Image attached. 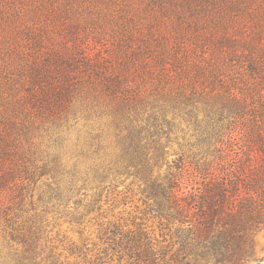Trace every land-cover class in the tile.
<instances>
[{
  "label": "trees",
  "instance_id": "trees-1",
  "mask_svg": "<svg viewBox=\"0 0 264 264\" xmlns=\"http://www.w3.org/2000/svg\"><path fill=\"white\" fill-rule=\"evenodd\" d=\"M261 231L264 0H0V264H246Z\"/></svg>",
  "mask_w": 264,
  "mask_h": 264
},
{
  "label": "rangeland",
  "instance_id": "rangeland-1",
  "mask_svg": "<svg viewBox=\"0 0 264 264\" xmlns=\"http://www.w3.org/2000/svg\"><path fill=\"white\" fill-rule=\"evenodd\" d=\"M174 155L169 158V160L174 159ZM103 210L107 214L109 220H115L119 217H124L128 219L131 216L140 217V212L143 209L141 196L137 193L135 188L129 187V181L126 183H120L117 191ZM97 227L89 225L87 231L84 232V237L90 239L91 243L94 245H99V240L97 239L98 232ZM61 235H65L70 239L78 240V234L73 230V227L67 223H61V225L55 230ZM72 260V259H71ZM246 264H264V231L257 233L254 237L253 250L251 256Z\"/></svg>",
  "mask_w": 264,
  "mask_h": 264
}]
</instances>
